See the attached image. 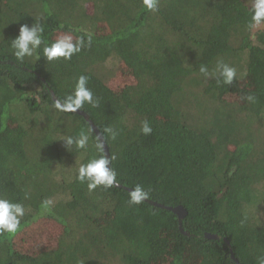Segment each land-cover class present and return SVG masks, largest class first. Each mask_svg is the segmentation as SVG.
<instances>
[{
	"label": "trees",
	"instance_id": "16d2710c",
	"mask_svg": "<svg viewBox=\"0 0 264 264\" xmlns=\"http://www.w3.org/2000/svg\"><path fill=\"white\" fill-rule=\"evenodd\" d=\"M249 8L244 0H159L155 11L142 0H0V197L25 208L17 233L0 235V264H180L192 244L202 264H236L230 248L240 264H259L264 26L248 27ZM36 22L44 44L71 34L81 51L49 62L42 44L17 61L11 40ZM217 61L236 68L232 84L200 73ZM119 66L134 81L118 89L108 81ZM80 75L98 101L81 110L117 172L115 186L91 192L76 175L100 155L99 140L83 116L55 109L51 95L62 100ZM81 132L87 148H67L63 138ZM137 184L149 200L182 205L188 235L174 212L130 204L127 188ZM24 234L39 245L24 249L15 238Z\"/></svg>",
	"mask_w": 264,
	"mask_h": 264
},
{
	"label": "clouds",
	"instance_id": "9594fccd",
	"mask_svg": "<svg viewBox=\"0 0 264 264\" xmlns=\"http://www.w3.org/2000/svg\"><path fill=\"white\" fill-rule=\"evenodd\" d=\"M143 6L150 11L157 10L159 0H142ZM251 13L248 27L250 29H259L264 25V0H250ZM45 31L42 22L33 23L31 26L22 24L19 27L18 35L11 40V49L17 61L23 62L25 57H33L38 55V50L44 44L43 33ZM89 42L91 36L88 37ZM81 51V41L74 40L71 34L59 35L50 44H44L43 57L49 61H56L61 58L70 60L74 54ZM200 73L205 77L219 76L226 85L232 84L237 76L236 68L217 61L216 67L210 72L207 66L201 65ZM89 78L86 75H80L76 79L73 91L66 95L62 100L54 101L55 109L61 112H76L83 109L85 105L92 107L98 106V101L94 98L92 90L88 87ZM220 82L219 80L217 81ZM249 101L254 100V97L248 96ZM152 127L147 121L142 122L141 132L144 135L152 133ZM112 138L115 139L117 133L108 128ZM67 148L75 147L76 149H86L89 142L87 134L81 132L73 136L68 135L63 138ZM96 150L100 155L90 158L86 163H81L77 170L76 180L81 184L86 183L89 192L97 189L100 186L108 189L117 184V172L110 167V159L104 155V142L101 140L96 145ZM149 198V191L143 186L137 184L129 192V203L139 205ZM47 203L50 202H46ZM25 215V208L21 203L13 202L8 198L0 197V235H13L17 233L21 226V220ZM259 264H264V256L259 257Z\"/></svg>",
	"mask_w": 264,
	"mask_h": 264
},
{
	"label": "rangeland",
	"instance_id": "374dc122",
	"mask_svg": "<svg viewBox=\"0 0 264 264\" xmlns=\"http://www.w3.org/2000/svg\"><path fill=\"white\" fill-rule=\"evenodd\" d=\"M244 2L250 6V0H244ZM87 8H90V4L87 5ZM263 26L264 25H262L261 27H263ZM113 64L115 66H118L117 65L118 61L113 62ZM132 81H134V77L132 76L131 71L129 69H126L125 67L119 66L116 68L114 74L109 78L108 82L110 83V85L112 87L119 89L122 86H124L125 84H128ZM54 232H56V231H54ZM19 235L18 236L16 235L15 238H16V240H18V244L20 246L23 245L22 247L24 249H26L27 245L30 246L31 248H35V246L39 245L38 240H37V238L39 239V236L36 239L32 237V242H29V240L26 239V234H24L21 237ZM53 238H54V236L51 239H53ZM199 249H200V247L198 245H193V244L190 245L187 248L186 255H185V257H188L187 261L185 260L183 263L181 262L180 264H202L203 254L199 253ZM164 258H165V256H164ZM167 263H168L167 260L163 262V264H167Z\"/></svg>",
	"mask_w": 264,
	"mask_h": 264
},
{
	"label": "water",
	"instance_id": "95a60500",
	"mask_svg": "<svg viewBox=\"0 0 264 264\" xmlns=\"http://www.w3.org/2000/svg\"><path fill=\"white\" fill-rule=\"evenodd\" d=\"M51 95H52V98L54 100H56V97L54 96V93L51 92ZM74 113H77L81 116H83L85 118V120L88 122V124L90 125V127L92 128V130L94 131L96 137L98 138L99 142L102 140L104 142V155H106L108 158H109V151H108V146L102 136V134L100 133V131L98 130V128L95 126V124L93 123V121L89 118V115L87 113H85L83 110L79 109L77 110L76 112ZM128 190H131L129 188H127ZM147 202H149L150 204H153V205H156V206H159V207H162V208H166L172 212H174L176 215H177V218H178V222H179V229L180 231L183 233V234H186L188 235L187 232L183 231L182 229V224H181V221L182 219L184 218V216L186 215V210L185 208L182 206V205H178V206H166V205H163V204H160V203H157L155 201H152V200H149L147 199L146 200ZM204 236L206 238H211V239H218L219 236L216 234V233H209V232H206L204 233ZM223 240L229 244L228 240L226 238H223ZM230 254H231V258L233 259V261L236 263V264H240L239 261L235 258L231 248H230Z\"/></svg>",
	"mask_w": 264,
	"mask_h": 264
}]
</instances>
